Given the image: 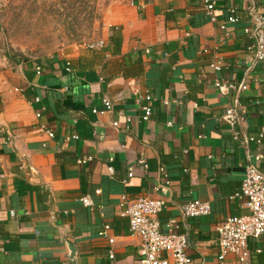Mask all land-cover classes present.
Instances as JSON below:
<instances>
[{"label":"crops","instance_id":"1","mask_svg":"<svg viewBox=\"0 0 264 264\" xmlns=\"http://www.w3.org/2000/svg\"><path fill=\"white\" fill-rule=\"evenodd\" d=\"M253 6L261 13L264 0H218L212 22L198 0H110L103 48H63L0 74V264H138L124 196L163 199L162 231L188 233L193 264H218L217 228L247 214L233 196L264 154V64L248 66L254 40L244 33ZM230 7L240 22L223 32ZM242 83L246 91L219 88ZM190 201L211 214L183 218ZM249 250L264 264V238Z\"/></svg>","mask_w":264,"mask_h":264},{"label":"built area","instance_id":"2","mask_svg":"<svg viewBox=\"0 0 264 264\" xmlns=\"http://www.w3.org/2000/svg\"><path fill=\"white\" fill-rule=\"evenodd\" d=\"M207 11L212 22L217 21L215 9L218 0H198ZM227 22L221 25V30L226 32L227 24H239L240 19L236 8L230 7L227 10ZM254 20V28H245L244 33L254 40V43L248 48L251 54V61L248 62L250 68L264 64V11L257 13L255 6L250 9ZM103 41H97L89 46L91 49H100L104 47ZM215 71L221 70V63L214 62L210 66ZM40 74V69L38 71ZM221 90L246 91L247 85L228 84L220 85ZM167 104V103H166ZM105 111L113 109V105L108 100H104ZM103 111V113L105 112ZM144 121H148L152 115V110L144 108ZM94 114L100 113L97 110ZM40 116V115H38ZM226 116L235 118L236 113L233 108H229ZM114 127L118 124L114 123ZM50 138L54 137L52 132H48ZM78 139V137H74ZM264 139V129L259 133L257 143L261 144ZM254 163H250L245 168L244 180L239 193L233 198H238L243 202V208L247 214L227 218L217 228L218 233V264H226L228 256H236L240 264H252L251 253L249 250V241L264 238V170L259 164L264 162V154H258L254 158ZM81 161L80 163H85ZM145 165L144 161H141ZM132 177V175H129ZM126 183V182H125ZM161 186L156 188L160 191ZM99 194V192H96ZM84 207L93 208L94 203L89 196L81 200ZM166 204L161 198L140 197L130 200L126 196L122 198L119 207L123 211V216L129 219V229L133 236L142 240L141 260L138 264H193L189 255L190 242L188 233L176 234L172 232H163L159 219ZM180 212L185 219H195L209 216L211 206L209 203L201 201H190L180 206ZM170 227V226H168ZM111 227L105 225L99 232V236L113 245L115 240L110 236ZM261 253L260 250H258ZM109 258L114 261L115 256L112 250L109 251Z\"/></svg>","mask_w":264,"mask_h":264},{"label":"rangeland","instance_id":"3","mask_svg":"<svg viewBox=\"0 0 264 264\" xmlns=\"http://www.w3.org/2000/svg\"><path fill=\"white\" fill-rule=\"evenodd\" d=\"M110 0H0V74L102 37Z\"/></svg>","mask_w":264,"mask_h":264},{"label":"water","instance_id":"4","mask_svg":"<svg viewBox=\"0 0 264 264\" xmlns=\"http://www.w3.org/2000/svg\"><path fill=\"white\" fill-rule=\"evenodd\" d=\"M70 249H71L72 255H74L75 254V248L73 246H71Z\"/></svg>","mask_w":264,"mask_h":264}]
</instances>
